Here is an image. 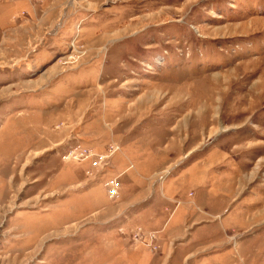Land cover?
Segmentation results:
<instances>
[{
    "label": "rangeland",
    "instance_id": "374dc122",
    "mask_svg": "<svg viewBox=\"0 0 264 264\" xmlns=\"http://www.w3.org/2000/svg\"><path fill=\"white\" fill-rule=\"evenodd\" d=\"M0 264H264V0H0Z\"/></svg>",
    "mask_w": 264,
    "mask_h": 264
},
{
    "label": "built area",
    "instance_id": "2783aa9c",
    "mask_svg": "<svg viewBox=\"0 0 264 264\" xmlns=\"http://www.w3.org/2000/svg\"><path fill=\"white\" fill-rule=\"evenodd\" d=\"M110 147L112 149H114V144L110 145ZM84 152H89L87 149H83ZM82 147L81 146H75L73 147V149L70 150L68 157L71 156L73 158H78V156H82L84 154H80L81 152H83ZM106 185L109 187L110 191L114 192L115 191V181L113 179H110Z\"/></svg>",
    "mask_w": 264,
    "mask_h": 264
}]
</instances>
